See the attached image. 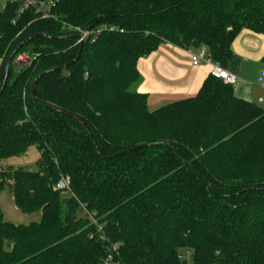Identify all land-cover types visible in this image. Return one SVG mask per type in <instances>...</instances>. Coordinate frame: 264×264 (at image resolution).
I'll list each match as a JSON object with an SVG mask.
<instances>
[{
  "label": "trees",
  "instance_id": "obj_1",
  "mask_svg": "<svg viewBox=\"0 0 264 264\" xmlns=\"http://www.w3.org/2000/svg\"><path fill=\"white\" fill-rule=\"evenodd\" d=\"M17 8L0 14V88L15 50L34 59L9 65L0 161L40 155L4 166L0 193L41 219L0 209V264H181L180 250L191 264H264V111L213 75L155 111L135 90L137 61L164 42L232 68L240 31L264 35V0H55L48 19ZM68 26L104 30L76 44Z\"/></svg>",
  "mask_w": 264,
  "mask_h": 264
},
{
  "label": "crops",
  "instance_id": "obj_2",
  "mask_svg": "<svg viewBox=\"0 0 264 264\" xmlns=\"http://www.w3.org/2000/svg\"><path fill=\"white\" fill-rule=\"evenodd\" d=\"M230 48L235 64L227 71L235 76L231 84L234 95L264 111V87L258 82L259 72L264 67V35L243 29ZM198 49L190 51L196 53ZM188 52L164 42L137 61L140 82L135 90L147 95L150 111L195 96L205 79L212 75L215 63L194 66Z\"/></svg>",
  "mask_w": 264,
  "mask_h": 264
},
{
  "label": "built area",
  "instance_id": "obj_3",
  "mask_svg": "<svg viewBox=\"0 0 264 264\" xmlns=\"http://www.w3.org/2000/svg\"><path fill=\"white\" fill-rule=\"evenodd\" d=\"M11 5H17L16 15L21 17L25 11L31 10L34 14L41 16L43 19H48L52 17V8L55 5V0H0V14L6 11V9ZM68 28L74 33L76 38V44H81L85 42L89 37L96 39L98 35L104 30L102 28H97L96 30L87 31L79 27L68 26ZM191 63L194 66L200 64H211L212 61L208 54V51L205 47H201L197 50L196 53L189 51L188 52ZM11 64L12 67L21 70L27 68L31 65L34 56L26 51L17 52L13 56ZM212 75L216 78L223 80L227 84H232L235 80L234 74L229 71L221 68L218 65H214L212 69ZM258 82L261 86L264 87V70L260 72L258 77ZM5 172L4 166H0V174ZM68 180L65 177H62L56 184V189L65 193L68 191Z\"/></svg>",
  "mask_w": 264,
  "mask_h": 264
},
{
  "label": "rangeland",
  "instance_id": "obj_4",
  "mask_svg": "<svg viewBox=\"0 0 264 264\" xmlns=\"http://www.w3.org/2000/svg\"><path fill=\"white\" fill-rule=\"evenodd\" d=\"M262 70H264V67L260 70V72ZM39 155L40 154L36 147H31L22 155L1 160L0 166H5V168L12 167L13 169L19 167L35 169L36 161L39 158ZM0 209L2 211L4 221L16 225H29L34 222H39L41 219V212H35L31 214L22 213L16 207L10 188L7 186L5 187V190L0 193ZM180 253L183 257L181 264H183V262H186V264H191L190 257L192 252L188 250H180Z\"/></svg>",
  "mask_w": 264,
  "mask_h": 264
},
{
  "label": "water",
  "instance_id": "obj_5",
  "mask_svg": "<svg viewBox=\"0 0 264 264\" xmlns=\"http://www.w3.org/2000/svg\"><path fill=\"white\" fill-rule=\"evenodd\" d=\"M17 52V50H15L14 52H13V54L11 55V57L9 58V60H8V62H7V65H6V67H5V72H4V78H3V81H2V84H1V88H0V97H1V95H2V92H3V90H4V87H5V84H6V80H7V76H8V69H9V65H10V63H11V60H12V57L14 56V54ZM39 79V76L35 79V81L33 82V84H32V88H31V90H32V93H33V91H34V86H35V83H36V81ZM58 112H61V113H63L62 111H60V110H57ZM66 115H68V116H70L69 114H67V113H65ZM81 125L84 127V125L81 123ZM85 128V127H84ZM86 129V128H85ZM145 145H143V146H141V147H144ZM134 149H129V150H126V151H122V152H120V153H118V154H115V155H112V156H108V157H105V159H110V158H116L117 156H121V155H124V154H126V153H129V152H132ZM187 165V164H186ZM183 264H186V262H183Z\"/></svg>",
  "mask_w": 264,
  "mask_h": 264
}]
</instances>
